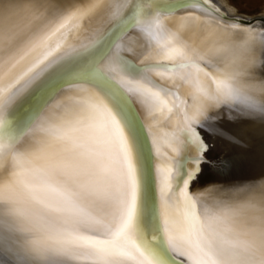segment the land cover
I'll use <instances>...</instances> for the list:
<instances>
[{
  "label": "snow or ice",
  "instance_id": "obj_1",
  "mask_svg": "<svg viewBox=\"0 0 264 264\" xmlns=\"http://www.w3.org/2000/svg\"><path fill=\"white\" fill-rule=\"evenodd\" d=\"M260 33L264 0H0V264H264Z\"/></svg>",
  "mask_w": 264,
  "mask_h": 264
},
{
  "label": "bare ground",
  "instance_id": "obj_2",
  "mask_svg": "<svg viewBox=\"0 0 264 264\" xmlns=\"http://www.w3.org/2000/svg\"><path fill=\"white\" fill-rule=\"evenodd\" d=\"M221 3H223V0H220ZM247 17V16H245ZM252 18V17H247ZM259 27V26H257ZM264 43V33H260L257 36V44ZM257 74L259 78L264 79V53L259 54V62L257 65ZM134 103H136L137 110L140 112V115L143 119H147V113L146 110L141 106L138 102H136V99L133 98ZM262 175H264V168L261 167L259 158H255L254 161L244 170L242 174L239 175L240 180H258ZM212 179V178H208ZM201 191L204 190V185H201ZM221 193L216 188H208V190L205 193L204 199L207 200L209 203H211L214 199V197L220 195ZM182 259V258H179Z\"/></svg>",
  "mask_w": 264,
  "mask_h": 264
},
{
  "label": "rangeland",
  "instance_id": "obj_3",
  "mask_svg": "<svg viewBox=\"0 0 264 264\" xmlns=\"http://www.w3.org/2000/svg\"><path fill=\"white\" fill-rule=\"evenodd\" d=\"M245 16H247V17H252V18H254V17H258V16H261L260 5H259V3L257 2V3L255 4V6H254L253 8H251V9H247V10H246V15H245Z\"/></svg>",
  "mask_w": 264,
  "mask_h": 264
},
{
  "label": "water",
  "instance_id": "obj_4",
  "mask_svg": "<svg viewBox=\"0 0 264 264\" xmlns=\"http://www.w3.org/2000/svg\"><path fill=\"white\" fill-rule=\"evenodd\" d=\"M245 18H247V17H245ZM254 18H256V19H259V18H261V16H258V17H254Z\"/></svg>",
  "mask_w": 264,
  "mask_h": 264
}]
</instances>
